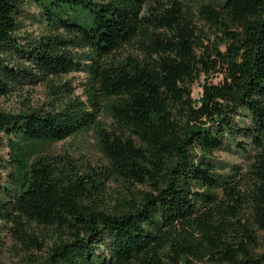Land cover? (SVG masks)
I'll list each match as a JSON object with an SVG mask.
<instances>
[{
  "label": "trees",
  "instance_id": "16d2710c",
  "mask_svg": "<svg viewBox=\"0 0 264 264\" xmlns=\"http://www.w3.org/2000/svg\"><path fill=\"white\" fill-rule=\"evenodd\" d=\"M27 1L37 38L19 34ZM149 2L0 0V97L86 74V99L65 87L48 108L0 107V245L14 234L41 251L34 264H264V0ZM90 129L100 170L52 153ZM109 178L126 185L113 209Z\"/></svg>",
  "mask_w": 264,
  "mask_h": 264
},
{
  "label": "rangeland",
  "instance_id": "374dc122",
  "mask_svg": "<svg viewBox=\"0 0 264 264\" xmlns=\"http://www.w3.org/2000/svg\"><path fill=\"white\" fill-rule=\"evenodd\" d=\"M171 0H150L149 4L158 6L159 2L170 5ZM184 3H194L193 0H180ZM38 9L33 2L27 1L24 4L23 15L20 20L23 22L24 27L19 30V34L22 36H29L30 38H37L40 36L44 27L36 20ZM206 33L212 38H216L215 31L210 28H206ZM58 32V31H56ZM29 34V35H28ZM26 42L28 39H20ZM129 49H132L131 47ZM73 52H78V48L72 49ZM17 63H22L23 60L15 58ZM28 65L27 62H23ZM222 78L219 74H214L209 78L202 76L200 79L193 83V96L199 98L202 95V85L206 80L218 82ZM25 83L14 91L9 97H0V107L4 108H19L24 103H30L32 106H41L48 108L49 102L55 91L58 88L64 89L69 88L74 90L76 96H80L86 99L85 96V83L86 74L83 72H70L68 74H62L61 76L51 75L49 77L41 76L36 81L24 80ZM66 83H69L67 85ZM62 84V85H59ZM64 84V85H63ZM66 84V85H65ZM59 85V86H58ZM99 119L104 121L106 125L110 123V117L104 111L99 113ZM52 153L55 155L70 154L78 162H86L88 165L96 167L100 170L101 166L105 164V158L99 148L98 133L95 129L79 133L77 135L68 137L64 140L58 141L51 147ZM9 146L7 140L4 139L0 143V157L7 160L9 152ZM214 158L217 163L224 164L228 163L232 165L238 163L241 159L227 150H220L214 153ZM7 169H1V173L5 175ZM142 187V186H139ZM126 185L122 182L113 178L106 179L104 183V190L102 192L103 205L109 209H113L116 205L115 198L120 195L121 192L125 191ZM35 232L42 238L46 234L45 239L47 241L53 240V233L43 229L41 226H35ZM50 233L49 236L48 233ZM2 244L0 245V264H34L32 261L35 257H41V251H37L30 243H23L14 234L6 233L2 235ZM206 264V263H204ZM207 264H213L207 262Z\"/></svg>",
  "mask_w": 264,
  "mask_h": 264
}]
</instances>
